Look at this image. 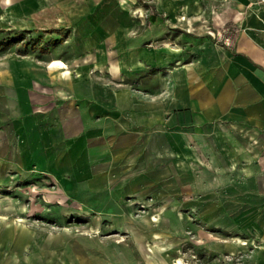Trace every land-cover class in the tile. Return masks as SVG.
Here are the masks:
<instances>
[{"label": "rangeland", "instance_id": "374dc122", "mask_svg": "<svg viewBox=\"0 0 264 264\" xmlns=\"http://www.w3.org/2000/svg\"><path fill=\"white\" fill-rule=\"evenodd\" d=\"M89 1L90 13L110 12L126 24L128 40L117 34L105 46L109 60L127 61V50L130 64L136 57L151 64L120 72V81L135 89L161 84L167 64L177 72L197 64L206 53V37L213 42L209 51L218 54L219 40L231 44L223 36L237 15L232 0ZM71 6L64 8L63 0H0V264H257L249 198H233L231 181L212 171L205 156L177 165L175 179L160 182L162 191L146 188L140 197H89L60 186L41 165H3L8 146L18 160V131L24 126V116L8 115L11 99L22 110L24 80L31 76L55 85L61 73L44 61L75 57L80 48L77 22L65 17ZM160 39L167 42L156 44ZM34 95L39 97V89Z\"/></svg>", "mask_w": 264, "mask_h": 264}, {"label": "crops", "instance_id": "0c3cea01", "mask_svg": "<svg viewBox=\"0 0 264 264\" xmlns=\"http://www.w3.org/2000/svg\"><path fill=\"white\" fill-rule=\"evenodd\" d=\"M70 4L65 17L77 22L80 48L75 57L44 61L61 73L55 85L31 76L24 80L22 110L11 99L8 115L24 116V126L18 131V160L8 146L3 165H41L60 186L89 197H140L146 188L162 191L160 182L175 179L177 165L205 156L212 171L231 181L233 198H249L248 228L259 239L255 261L264 264V3L232 0L237 15L223 36L231 44L219 40L213 54L206 37V53L197 64L180 72L167 64V77L151 89L120 81L125 68L151 64H140L138 57L130 64L127 50V61L115 63L105 55L110 38L125 34L126 24L110 12L90 13L89 0H63L64 8ZM241 5L246 8L239 10ZM81 69L82 76L73 72Z\"/></svg>", "mask_w": 264, "mask_h": 264}, {"label": "built area", "instance_id": "2783aa9c", "mask_svg": "<svg viewBox=\"0 0 264 264\" xmlns=\"http://www.w3.org/2000/svg\"><path fill=\"white\" fill-rule=\"evenodd\" d=\"M261 2H264V0H261Z\"/></svg>", "mask_w": 264, "mask_h": 264}]
</instances>
